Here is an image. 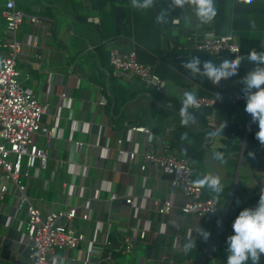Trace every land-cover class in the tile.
I'll use <instances>...</instances> for the list:
<instances>
[{"label": "crops", "instance_id": "1", "mask_svg": "<svg viewBox=\"0 0 264 264\" xmlns=\"http://www.w3.org/2000/svg\"><path fill=\"white\" fill-rule=\"evenodd\" d=\"M8 1L0 0V14ZM14 2L26 14L16 35L20 45L17 66L25 85L49 102L50 111L42 115L41 123L44 128H54L51 134L42 132L34 136L35 143L47 152L48 158L45 167L38 162L31 174L24 177L26 196L43 213L78 206L79 212L90 216L72 220V225L87 238L77 248L56 249V264L173 263L170 261H174L173 252L185 249L190 238L195 239V245H205V255L199 264H216L207 251L215 245L227 246L231 227L226 210L233 194L239 190L244 202L254 207L264 190V153L257 151L247 159L245 156L248 133L252 127L258 130L257 123L245 111V104L239 103L232 114V122L243 136L235 132L219 134L198 145L196 124L193 121L181 124L175 101L183 100L185 91L196 96H202L204 91L185 75L186 60L180 67L168 64L171 42L161 37V54L148 46H143L142 51L154 57L150 64L166 82V88L161 91L165 105L174 111L164 115L155 107L147 114L133 110L134 113L126 111L110 117L105 110L106 96L97 82L100 77L107 79L109 70L96 56V48L104 43L110 54L112 50L121 54L135 50L146 63L142 60L145 53L138 51V42H142L140 38L147 31L145 26L134 24L135 38L108 39L102 34L101 13L92 0ZM190 2L184 0L182 6H177L180 15L174 18L173 34L193 48L196 41L216 32L210 21L199 20L193 1ZM31 15L39 16L41 23L30 22ZM95 17L99 21L90 20ZM8 35L5 23L0 24V56L6 53L1 44ZM119 78L126 89L136 92L144 89L145 85L136 77ZM235 87V76H230L228 91L220 95L219 102L230 101ZM209 123L217 126L215 111ZM140 127L146 128L145 131ZM149 142L155 143L156 150L188 157L191 163L195 156L192 164L195 178L205 173L220 177L223 191L219 198L225 193L229 197L221 201L223 206L218 215L183 214L185 197L180 188L172 185L171 176L154 165L141 171V153ZM194 143L195 151L191 149ZM118 148L126 152L121 154ZM132 150L139 153L137 162L129 157ZM198 150L200 153H196ZM213 151L222 152L223 160L215 159ZM199 185L208 193L205 185ZM13 192L14 195L0 200V264H28L23 242L27 204L20 207L19 191ZM112 193L116 199L109 198ZM129 197L133 199L130 204L125 202ZM165 198L174 204L171 214L156 210L155 201ZM200 227L211 233L207 240L197 232ZM142 229L147 233L145 239L138 236ZM129 235L138 236L136 247L132 253L125 254L122 244ZM127 255L131 256L127 258Z\"/></svg>", "mask_w": 264, "mask_h": 264}, {"label": "built area", "instance_id": "2", "mask_svg": "<svg viewBox=\"0 0 264 264\" xmlns=\"http://www.w3.org/2000/svg\"><path fill=\"white\" fill-rule=\"evenodd\" d=\"M2 17L5 21V31L9 35L1 44L6 53L0 56V200L3 201L8 195H14L13 191L17 189L20 207L24 203L27 204L23 242L26 246L28 264H56L58 261L56 249L77 248L87 238L84 232L72 225V220L79 216L89 219L90 216L85 212H79L78 206L43 213L30 203L26 196L27 185L24 177L31 174V170L38 162L45 167L48 158L47 152L35 143L34 136L42 132L51 134L54 128H44L41 123L42 115L50 111L49 102L39 98L25 85L17 66L20 45L16 35L26 14L16 6L14 0H9L3 8ZM29 19L33 24L41 23V18L37 15H31ZM90 20L99 21L97 17ZM193 47L215 57L227 53L238 55L240 52L239 38L232 33H212L196 41ZM110 63L114 73L120 77H136L145 87H156L159 91L166 88V82L155 72L154 67L142 62L135 50L127 54L112 50ZM243 99L244 94H237L234 102ZM197 100L198 105L193 106L195 109L213 107L217 104V99L209 96H197ZM139 129L145 131L146 128ZM118 151L121 154L126 152L122 148H118ZM257 151L263 152L260 149ZM128 153L131 161L137 162L139 153L135 150ZM141 155L143 160L140 164L141 171L154 165L169 174L172 185L181 189L185 197V203L181 207L183 214L199 217L219 214L223 206L220 198L217 206L214 196H205L203 187L194 182L193 168L188 157L158 151L154 142H149ZM109 198L116 199L115 194L112 193ZM125 202L130 204L133 199L125 198ZM155 206L160 214H171L174 210V204L169 198L156 200ZM213 206H216L217 210L208 211ZM232 222L228 221L231 228ZM138 236L145 239L146 230H140ZM138 236L129 235L124 239L122 250L125 254L134 251ZM110 244L108 241L107 245ZM207 255L212 257V250L207 251Z\"/></svg>", "mask_w": 264, "mask_h": 264}, {"label": "trees", "instance_id": "3", "mask_svg": "<svg viewBox=\"0 0 264 264\" xmlns=\"http://www.w3.org/2000/svg\"><path fill=\"white\" fill-rule=\"evenodd\" d=\"M92 1L101 13L100 28L104 38H135L133 27L134 24L138 22L147 29L144 34L145 36L140 38L142 42H138L139 39L136 37V41L139 43L138 51L140 54L145 53L142 51L143 46L152 47L158 52V54H161L159 50L160 39L161 37H164L171 42L169 50L167 49V62L173 67H180L184 60H189L194 56L200 57L201 61L206 58H212L219 61L224 56L243 57L238 73L235 75V93L228 102H222L221 100L219 102V99L221 98L216 95V91L219 89L222 94H225L228 91L230 76L222 77L219 82H215L206 75H192L188 70L184 73L192 83L198 85L204 91L202 96H209L218 100L217 104L213 107H202L198 109H195L194 107L189 108V111L195 114V119L191 121L196 124V129L198 130L195 134L198 140L196 143L201 145L204 141L219 134L231 135L232 132H235L237 133V136L244 135L243 132L234 126L232 122V114L234 113L236 106L239 103L245 104L246 100H238L235 103L234 98L237 94H243L241 90V78L248 70L255 67V65L247 59L249 52L252 50H256L257 52L264 51V0H214L216 11L210 22L213 24L215 32L217 34L232 33L238 36L240 44V52L238 55L227 53L219 57L210 56L206 52L194 47H186V44L181 42L180 39L173 34V21L175 17L180 15V9L172 6L171 0H154L153 6L148 9L133 8L132 0ZM192 1L195 7L194 0ZM162 10H166V21L157 22L156 17ZM3 23H5V21L1 13L0 24ZM95 52L100 62L109 70L107 79L100 77L97 79V82L106 96L107 102L105 110L110 117H116V115L123 114L126 111L134 113L133 110L136 112L142 110L143 113L147 114L153 111L155 107L160 108L164 115H169L174 111L165 105V95L156 87L144 86V89L138 92L126 89L121 84L119 76L113 71L110 63V52L106 50L104 43L98 45ZM143 56L144 59H141L146 63L149 62L150 64V62L154 60V57L147 53L143 54ZM175 103L177 111L180 112L182 100L175 101ZM214 111L218 118L217 126L224 125L225 127L220 133L209 135L208 129L217 127L212 126L209 123V117ZM256 131L258 130L252 127L248 133L246 139V159L250 153H257L258 148H261L264 153V145H262L256 138ZM196 143L191 146V149L194 148V151L197 149ZM196 153H200L199 150ZM187 155L191 156L189 153H187ZM193 161H195V156L192 157L191 165L193 164ZM193 176L194 178L196 176L195 170H193ZM209 191L207 193L204 189L205 196H211L212 192ZM228 197L229 194L225 193L221 201H226ZM244 207H249V205L244 202L240 191L236 190L231 199L228 221H233L239 211ZM232 231L233 229L231 228L230 234ZM204 255L205 245L198 244L190 249L174 251V262H166V264H199ZM227 255V246L225 244L215 245L212 248V256L215 259L216 264H227ZM246 264H251V261H247ZM260 264H264V254L261 255Z\"/></svg>", "mask_w": 264, "mask_h": 264}, {"label": "clouds", "instance_id": "4", "mask_svg": "<svg viewBox=\"0 0 264 264\" xmlns=\"http://www.w3.org/2000/svg\"><path fill=\"white\" fill-rule=\"evenodd\" d=\"M154 0H132V6L136 9H148L153 6ZM172 6H182L184 0H171ZM195 10L199 20L207 23L215 15L214 0H194ZM157 22L166 21V10H162L156 17ZM243 57L224 56L219 61L206 58L201 61L200 57L194 56L183 62V67L192 75L208 76L212 81L219 82L222 77L235 76L241 65ZM247 59L255 67L248 70L241 78L242 92L245 96V111L257 123L258 131L255 135L258 141L264 145V51L249 52ZM216 95H222L218 89ZM197 96L192 91L183 93L182 106L180 108L181 124H188L195 119V114L189 111L190 107L197 106ZM224 125L208 129L209 135L220 133ZM252 155V153H250ZM213 157L223 160V153L213 151ZM195 183L205 185L212 193L219 205V194L223 191L220 177L209 173L202 174L194 179ZM216 206L208 209L215 212ZM232 233L227 236V264H260L261 255L264 254V190L261 191L259 200L254 207L242 208L232 222ZM200 237L207 240L211 233L200 227L197 229ZM195 246V239L186 241L185 249Z\"/></svg>", "mask_w": 264, "mask_h": 264}, {"label": "water", "instance_id": "5", "mask_svg": "<svg viewBox=\"0 0 264 264\" xmlns=\"http://www.w3.org/2000/svg\"><path fill=\"white\" fill-rule=\"evenodd\" d=\"M230 205H231V199H230V201H229V203H228V205H227V210L226 211H228L229 210V208H230ZM209 251V250H208Z\"/></svg>", "mask_w": 264, "mask_h": 264}, {"label": "rangeland", "instance_id": "6", "mask_svg": "<svg viewBox=\"0 0 264 264\" xmlns=\"http://www.w3.org/2000/svg\"><path fill=\"white\" fill-rule=\"evenodd\" d=\"M131 255H127V258H129Z\"/></svg>", "mask_w": 264, "mask_h": 264}]
</instances>
